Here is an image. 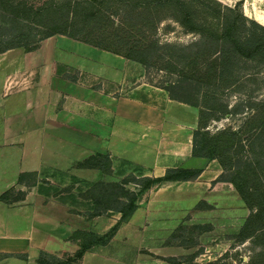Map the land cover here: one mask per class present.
<instances>
[{"label":"rangeland","instance_id":"374dc122","mask_svg":"<svg viewBox=\"0 0 264 264\" xmlns=\"http://www.w3.org/2000/svg\"><path fill=\"white\" fill-rule=\"evenodd\" d=\"M218 1L233 7L238 6L247 16L258 22L261 21L260 23L264 25V0ZM7 21L10 20L0 19V23ZM15 23L25 22L16 21ZM155 37L162 41L175 42L181 45L190 44L200 38L195 33L185 31L180 23L171 20H164L158 24ZM149 38L151 36L147 35V39ZM39 46L34 51L19 47L0 54V89H2L0 95L3 98L13 91H25L27 94L36 91L40 78H43L39 74L38 68L47 65L49 69H54V72L62 79L72 83L73 92L76 88L72 104L73 112L79 111L80 89L75 85L84 86L100 93H103V89H105L104 95L111 98L123 96L133 85L129 82L127 86L121 85L116 91L113 82L107 79L106 75L110 76L111 73L107 71L112 68L111 63H115L113 61H117L118 58L116 56L110 58L112 57L110 55L103 57L101 50L83 42L54 35L41 41ZM195 50L198 54L205 52L198 47ZM213 60L214 55L209 54L207 62L212 63L207 67L205 56H199L197 63L191 65L187 71L197 77L210 80L214 78L213 83L216 85V62ZM247 65L250 64L247 63ZM134 72L136 75L134 78L135 86L145 83L147 94H150V91L155 88L159 89L158 85L168 77L163 72L147 73L139 68L135 69ZM247 72L249 74H246ZM238 75L237 77L234 76V82L229 80L226 85L218 89L221 102L228 104L229 108H233L234 113L220 120H211L209 128L212 131L217 130V127L218 129L239 128L246 120L249 113L248 108L264 101V70L249 66L243 68ZM53 81L58 82V85L53 82V86L59 88L60 81ZM48 86L51 87L50 81H48ZM112 91L114 92L111 93ZM96 98L98 95L88 96V103L91 101L94 104L97 101ZM104 102L106 101L104 100ZM13 106H15L16 112L23 114L24 105L20 98L15 99L13 97L4 103L2 112L11 111L14 109ZM57 109H62V101L58 103ZM54 124L56 123L49 124V130H47L55 132V135L57 133L61 138H48L43 141L42 149L45 152L43 169L45 170L41 172V175L24 173L19 179L21 186L16 185L17 189L14 188L7 195L9 199H20L25 194L43 195L66 204L73 216L82 217L84 221H91L98 217L106 221L104 226L106 230L102 234H95L90 230L84 234L80 231L73 232V237L82 238V249L90 248L95 241H106L115 227L112 226L114 221H119L118 218L121 216L120 212L108 210V208L102 210L103 215H97L94 208L101 203H104L106 207H117L119 200L125 201L132 197L131 194L128 195L127 193L130 191L136 194L140 207L135 216L134 227L137 230L135 233L143 239L149 234L155 236V242L158 245L154 250L156 253L145 248L140 249L141 251L136 253L137 259L163 260L165 258L162 259L164 257L162 256V249L163 246H166L164 252L167 254L166 264L169 262H172L169 264L174 262L178 264H207L218 259L233 264H264V229H253L252 224V234L249 230L243 234L239 232L249 210L245 203L243 204V201L240 200L232 184L213 182L221 173V167L217 160L207 158L205 173L195 181H177L169 184H152L150 181H146L141 187L132 183L131 180L134 177L145 175L155 176L148 170L146 171L142 164L131 162L117 155L112 156L110 163H105L103 158L96 154V148L99 145L94 138H79L80 127L78 123H73L70 128L63 122L58 126ZM35 129L34 126L33 130ZM192 130L189 128L188 134ZM70 132L73 136L76 134L72 140L62 138L65 134L69 135ZM150 136L147 139V147L142 148L144 155L147 154V158H150L154 153H169L175 149L177 141H175L176 138H173V133L170 130H164L161 135L151 131ZM187 138H190L189 135ZM187 138L184 136L182 140L183 153H186L190 147ZM106 142L110 143L112 148L121 147L125 153L129 151L128 143H131L133 147H131L130 152L136 151L133 141L108 139ZM34 143L36 142L34 141ZM100 148H104L103 142ZM84 155H87L86 160L76 164V158ZM262 165L264 166V163ZM5 166H7L6 162L0 163V168ZM2 171L0 169V179L3 174ZM6 179L7 175H3L2 182ZM262 181H264V174ZM115 182L117 184H114ZM122 182L126 183L121 185ZM99 183H105V185L99 186ZM150 184L152 185L150 186ZM151 194L155 196L152 208L151 206L147 207ZM93 200L100 202L94 203ZM208 200L212 203L209 204L210 206L206 204ZM147 211L161 213L163 215L162 220H147L145 216ZM110 223L112 225H109ZM150 224H157L160 230L158 228L157 231L155 230L156 232L150 230ZM75 254L76 252L57 258L45 253L42 261L44 264H61L63 261L66 263V259L72 258Z\"/></svg>","mask_w":264,"mask_h":264},{"label":"trees","instance_id":"16d2710c","mask_svg":"<svg viewBox=\"0 0 264 264\" xmlns=\"http://www.w3.org/2000/svg\"><path fill=\"white\" fill-rule=\"evenodd\" d=\"M1 18L10 21L0 23V54L19 47L34 51L44 39L61 35L139 62L147 73L167 75L158 86L168 97L199 109L198 126L192 132V156L217 160L221 173L213 182L232 184L249 210L239 232L249 230L252 234V224L253 229H264V101L248 108L246 120L237 129L209 128L211 120L234 113L233 108L221 102L218 89L229 80L234 82V76H239L243 68L254 66L264 70L263 24L238 6L218 0H0ZM164 20L180 23L185 31L200 38L186 45L162 41L155 34ZM147 35L151 38L147 39ZM196 47L205 52L198 54ZM209 54L214 55L216 62V85L214 78L197 77L187 71L199 56H205L207 67L211 65L207 62ZM96 154L110 163L108 154ZM200 173L193 168H167L162 177L145 175L134 177L131 182L142 187L146 181H191ZM127 193L132 197L119 200L117 207L101 203L94 208L97 215H103L102 210L108 208L121 216L106 241L92 245L107 243L117 227L137 210L136 194ZM88 249L80 248L61 264H72ZM44 255L40 253L38 264H44ZM207 264L233 263L218 259Z\"/></svg>","mask_w":264,"mask_h":264},{"label":"crops","instance_id":"0c3cea01","mask_svg":"<svg viewBox=\"0 0 264 264\" xmlns=\"http://www.w3.org/2000/svg\"><path fill=\"white\" fill-rule=\"evenodd\" d=\"M100 52H103L101 53L103 57L110 55L112 56L110 58L113 56L118 58L117 61L112 60L115 63H111L112 68L107 71L111 73L110 76L106 75V78L113 82L116 91L121 85L125 87L129 82L133 84L119 98L105 96L103 88L104 92L100 93L75 85L80 89L79 111L73 112L72 104L76 88L74 93L72 83L62 79L54 72V69H49L48 65L38 68L43 78H40L36 91H31L29 95L25 91H13L5 98L0 95V163H7V166L0 168L3 170L2 176L7 175V179L3 182L2 176L0 179V264H38L41 252L57 258L72 255L81 248L82 242L81 238L73 237L74 231L90 230L95 234H102L106 230L104 228L106 221L99 217L84 221L82 217L73 216L66 204L43 195L25 194L20 199H9L7 195L9 191L17 189L16 185L21 186L19 179L24 173L41 175V172L45 170L43 169L45 166L43 141L48 138H61L57 133L55 135V132L48 131L49 124L53 122L56 123L55 126L63 122L69 128L73 123H78L79 138H94L99 145L96 148L97 153L108 154L111 160L113 155H117L131 162H138L146 171L153 173L154 177H162L167 168L199 169L201 173L197 179L205 173L208 160L193 157L191 154L192 132L198 126L199 109L170 99L167 92L160 88H155L147 94L145 83L135 86L134 70L138 68L144 70L139 62L107 51ZM53 80L60 81L59 88L53 86V82L58 85V82ZM48 81L51 82V87L48 86ZM1 92L2 89L0 94ZM94 95H98L99 99L96 98L97 101L94 104L91 101L88 103V96ZM10 97L20 98L24 105L23 114L16 112V105L9 112H2L4 103ZM60 101H62V109L58 110ZM34 126L35 130H33ZM189 128L193 130L188 134ZM166 129L173 133L174 139L176 138L175 149L169 153H154L147 158L142 148L147 147V139L151 137L150 132L154 131L157 135H161ZM70 134H65L62 138L72 140L76 134L74 136L71 132ZM184 136L190 142L186 153L182 152L181 147ZM108 139L133 141L136 151L130 152L133 147L131 143H128L130 147L126 153L121 147L112 148L110 143L106 142ZM102 142L104 148H100ZM86 156L76 158V164L82 162ZM174 182L177 181L163 183ZM154 198L155 196L151 194L147 207L152 208ZM239 198L242 200L240 196ZM206 204L212 203L208 200ZM139 208L138 206L127 222H122L117 227L107 243L92 245L72 264H166L167 254L164 253L166 246L162 249V256H164L162 259L166 260L137 259L136 253L141 251L140 249L145 248L155 252V248L158 247L155 236L149 234L143 239L135 233L137 230L134 222ZM145 216L147 220L160 221L163 215L147 211ZM117 222L114 221L113 225L112 223L109 225L114 226ZM157 228L160 230L157 224L149 225L150 230L157 231ZM163 236H165L164 233Z\"/></svg>","mask_w":264,"mask_h":264}]
</instances>
